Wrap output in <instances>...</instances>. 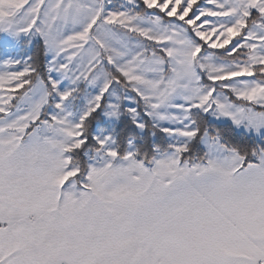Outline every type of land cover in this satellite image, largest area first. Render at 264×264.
<instances>
[{
	"label": "snow or ice",
	"instance_id": "obj_1",
	"mask_svg": "<svg viewBox=\"0 0 264 264\" xmlns=\"http://www.w3.org/2000/svg\"><path fill=\"white\" fill-rule=\"evenodd\" d=\"M0 264H264V0H0Z\"/></svg>",
	"mask_w": 264,
	"mask_h": 264
}]
</instances>
